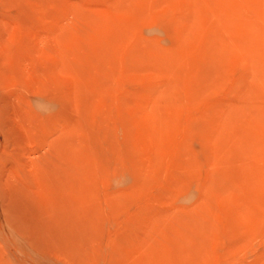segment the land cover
Instances as JSON below:
<instances>
[{"label": "rangeland", "instance_id": "obj_1", "mask_svg": "<svg viewBox=\"0 0 264 264\" xmlns=\"http://www.w3.org/2000/svg\"><path fill=\"white\" fill-rule=\"evenodd\" d=\"M0 264H264V0H0Z\"/></svg>", "mask_w": 264, "mask_h": 264}]
</instances>
